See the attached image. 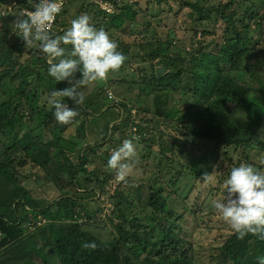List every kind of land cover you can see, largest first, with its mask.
Listing matches in <instances>:
<instances>
[{"label":"trees","instance_id":"obj_1","mask_svg":"<svg viewBox=\"0 0 264 264\" xmlns=\"http://www.w3.org/2000/svg\"><path fill=\"white\" fill-rule=\"evenodd\" d=\"M6 1L16 2L20 10L32 8V0H0L1 4ZM102 1L114 4L116 13L106 14L96 2L71 0L58 16L52 33L62 34L81 13H87L91 20L94 15L91 23L97 28L120 31L124 24L138 22L140 15L149 11L138 2ZM172 1L192 9L194 33L201 38L191 39L187 52L182 51V40L175 44L162 36L148 40L138 30L128 39L122 38L121 51L126 60L106 81L117 89L116 99L107 93L117 113L112 111L115 119L105 126L103 139L94 124L96 118L92 117L101 109L99 101L84 106L85 103L74 105L69 98H63L77 109V115L66 124L54 119V109L48 108L44 98L56 88L63 89V83L68 87L67 81L56 82L48 75V60L41 52L37 55L31 50L28 59L23 60L24 42L11 41L14 32L8 35L17 15L7 9L0 17V264H129L131 260L138 264H201V257L185 238L181 226L186 214L198 211L186 205L185 213L178 214L166 188L178 190L179 177L196 180L207 173L211 178L223 164H219L222 157L231 153L241 152L243 162L264 169V164L252 158V153L264 152V14L258 11L264 0ZM74 2L80 3L78 9L72 7ZM206 21L214 22L213 31L206 26L200 29L199 24ZM218 22L222 23L221 28L216 25ZM135 64L136 69H126ZM159 69H164L161 75ZM106 92L103 89L99 93ZM131 94L135 97L127 96ZM149 96L151 100L147 99ZM172 100L182 107L167 109ZM108 111L107 108L104 112ZM182 112L191 116L187 126L179 123L186 131L171 135L172 142L167 145L169 134L155 127V121L162 116L174 119ZM86 115L92 120H83L77 131L84 132L83 138L92 139L95 146L82 149L76 164L66 151L75 152L81 143L74 140L76 135L65 133L77 118ZM109 128V139L114 140L117 132L122 135L117 144L127 138L128 132L145 143L149 152L141 154V161L146 164L153 157L157 162V172L153 174H163L157 177L163 179L160 184L155 182V176L148 178L149 193L145 204L140 203L141 208L136 211L132 197L124 205L126 197L121 191L110 194L108 199L118 220L116 237L111 241L97 237L79 223L82 212L88 211L85 199L77 197L86 189L93 191L87 188L89 182L97 181L102 186L115 180L108 171L104 172L105 179H100L95 170L86 168V151L103 150L109 140ZM181 128L174 126L176 132ZM93 134L96 137L90 138ZM102 153L108 159L106 148ZM177 156L183 159L178 160ZM174 161L183 163L181 171L176 170ZM167 162L172 163L169 169ZM28 163L37 165L38 172L42 170L60 188L64 194L58 200L46 206L32 196L25 184L28 179L19 172ZM90 173L91 177L86 176ZM62 175L65 186L58 181ZM106 185L101 188L103 193ZM71 186H77L74 193L65 189ZM190 194L178 198L185 200ZM40 217L48 222L37 226ZM92 241L96 243L94 249L82 247ZM261 255L264 239L255 234L240 239L232 231L223 241L221 253L212 259L215 264H257L255 258Z\"/></svg>","mask_w":264,"mask_h":264},{"label":"rangeland","instance_id":"obj_2","mask_svg":"<svg viewBox=\"0 0 264 264\" xmlns=\"http://www.w3.org/2000/svg\"><path fill=\"white\" fill-rule=\"evenodd\" d=\"M126 1V3L135 4V2H138L142 5V9L147 10L146 14L142 13L140 17L138 18V22L132 24L130 22L123 25L122 29L119 30H110L108 33L110 34L111 38L117 41L119 50L121 51L123 48L120 45V41H122V38L125 37L128 39L129 36H133L135 31L143 32L145 33L144 36L145 39L151 40L157 39L158 37H163L165 40L171 41L174 44L177 43L179 40H182V51L187 52L190 48L189 44L191 39L197 37V39H200V34L198 33L195 35L194 33V15L191 8L185 7L184 5H181L177 1L169 0L167 1H158V0H123ZM226 1V0H225ZM4 4V5H3ZM1 4L0 2V17H3V15L6 13V10L9 9V13H14L17 15V17L24 11L20 10V7L15 6L16 2L11 3L6 1L5 3ZM72 7L74 9H78L80 7V3L74 2L72 3ZM259 13L264 14V2L262 6L259 8ZM16 17V19H17ZM94 19V15H92V20ZM2 20V19H1ZM149 22V25L148 23ZM1 21H0V32L1 31ZM218 28H221L222 23L218 22L216 24ZM200 29L206 26V28L209 31H213L214 22L211 21L208 23L206 21L203 25L199 24ZM155 28V29H153ZM13 30H10V33L8 35H11ZM56 34V33H55ZM2 33H0V39H1ZM152 39V40H153ZM11 41L17 43L16 41H21L19 37L14 35L11 39ZM126 41H132V40H126ZM36 51L37 53L41 52L38 45H32L26 47L23 54V60L28 59L30 56L28 53L30 51ZM42 53V52H41ZM43 54V53H42ZM37 55H40L37 54ZM137 64L126 67L128 71H132L137 68ZM126 75L128 73H125ZM111 75L109 74L107 79ZM107 79L103 82H93L89 86H86L81 89V91L84 93L85 99L84 102L85 105H88V102H92L91 104L95 102H100L101 109L97 112V114L92 113V117H95L94 124L97 127L98 131L100 132L101 139H103V130L105 126H108L111 121H114L115 117L112 114L113 112L117 113V109H114L111 107L113 105V101L108 98L107 93L111 92L114 96V99L117 98L116 96V88L114 85L106 84ZM20 83V80L16 81L15 84L18 85ZM65 84L63 83V88H65ZM105 89L107 92L103 95L100 94L101 90ZM132 93V91H129ZM133 93H136V90H133ZM132 98L135 97L134 94L127 95ZM152 96L147 97V99L151 100ZM125 100V99H124ZM44 101L47 103V97L44 98ZM228 105L233 109L234 104L228 103ZM176 107H182L180 104H176L175 101H170L168 103L167 109H176ZM49 109H51V106H48ZM109 109L108 113L104 112L106 109ZM137 110H134L133 113L135 114ZM143 114V113H142ZM116 115V114H115ZM92 117L89 115H86L85 117L82 116V118H77L75 120V123L71 125L69 128L68 133L66 132L65 136H68L70 134L76 135L74 137V140L81 143L76 148L75 152H70V150L66 151L68 157L70 160L78 163V158L80 155V151L84 148H89V150L95 146V143H93L92 139L90 141L87 139H84V132L77 131V128L80 126L81 122L83 120H92ZM145 117V116H144ZM189 117L190 115H185L182 113H179L177 116L174 117V119H168L167 117H160L157 118V121H155L154 126L160 129V131L164 130L166 134H169V138H166L167 145H170L172 142L171 135H179L182 131H186V129H182L180 127L181 123L182 125H188L189 123ZM118 120V119H117ZM113 125V124H112ZM110 125V127L112 126ZM57 126V125H55ZM174 126L181 128L182 130L179 132H176L174 129ZM60 129V128H59ZM111 129L109 128V137H111ZM134 133V131H132ZM182 132V133H183ZM263 139H264V130L261 133ZM96 134H93L90 136V138H95ZM130 134V132L127 133V138L130 139L133 138ZM122 139V135L120 132L116 133V136L113 139L107 140L106 144L103 146V150H100L97 153H93L92 151H86V156L88 158V164L87 169L88 170H95L94 173L96 174L97 178H103L104 172L108 171L113 177H115V172L112 169H109L106 167L107 160L106 157L103 155L105 153H102L105 148L109 151H111V148L117 147L119 144L116 143V140L120 141ZM123 141V140H122ZM137 147V156L135 158V163L132 166V171L129 174V176L126 178V181H116V180H109V182L106 184H102V186L106 185V192L103 193L101 190L102 186L99 182L95 181V183L90 184V182L87 184V188L92 189L93 191L82 192L78 193L77 197L80 199H85L86 203V209L87 213L82 212L83 217H81L79 223L83 224L84 228L89 229L94 235L97 237L111 241L116 237V229L115 225L118 223V220L114 217V206L112 202L108 199L110 194L116 191H121L123 193V196L126 197L124 201V205L126 204V201L129 199V197H132V202L135 204V211L138 210V207H140L141 204H145V198L150 190V178H153L155 176L153 173L157 169V162L153 159L151 161L145 162L141 161L140 157L141 154L148 153V149L145 143H140L136 139L134 141ZM110 149V150H109ZM99 148H97V151ZM154 150H157V148H154ZM252 158L261 164H264V152L262 154H257L256 152L252 153ZM178 160H182L183 158L181 156H177ZM244 161V157L241 154V152H238L237 154L231 153L229 156L222 157L220 160L221 167L216 169L212 175L211 178H208L207 180H204L202 178L199 179H190L185 177H179L177 182V188L178 190L174 189L173 191L166 188L167 194H171L172 199L174 200V205L176 206L178 210V214H184L186 211V205L189 206V209L198 211L196 214L189 212L186 214V217L183 221H181V226L183 228L182 233H184L185 238H187L189 244H191L195 250L197 255H199L202 259L201 264H215L212 258H215L221 253V246L223 245V241L226 240L227 236L231 234L233 231L231 227L225 223L218 213L213 209L212 207V201L213 200H220L223 199L224 196V189H223V181L226 178L224 173L226 170H229L231 167L238 165L239 163ZM176 170L181 171L182 164L181 162L174 161ZM165 166L169 169L172 167V163H166ZM38 168L37 165L28 163L24 169H20V174L24 176V179H28L27 182L25 181L26 187L31 191L32 196L38 200L43 201L42 205L48 206L49 204H52L53 201L58 200L62 194V191L59 187H56L49 178L42 173V170L38 172L36 169ZM42 169V168H41ZM174 170V169H173ZM54 172V171H53ZM80 174H83V171H79ZM184 175H187V173H183ZM91 173L86 175L91 177ZM93 176L95 179L96 177ZM158 176H163V174H158L156 177L155 182L159 183L163 179H158ZM85 177V175H84ZM176 178V177H175ZM59 182L62 181L63 185L65 186V178L64 176H60ZM94 182V181H92ZM86 186V183L83 184ZM66 190L70 193H74L77 190V186H71V187H65ZM191 193L188 198L181 199L178 198V195L181 194H187ZM178 198V199H177ZM142 199V201H140ZM176 200V201H175ZM51 206V205H50ZM141 208V207H140ZM48 209H52L47 207ZM149 212V210H147ZM40 222H37V226H41L43 224H46L48 220L41 219ZM124 253L126 255H129L128 252L125 250ZM133 259L135 257L132 256ZM129 264H138L134 260H131Z\"/></svg>","mask_w":264,"mask_h":264},{"label":"clouds","instance_id":"obj_3","mask_svg":"<svg viewBox=\"0 0 264 264\" xmlns=\"http://www.w3.org/2000/svg\"><path fill=\"white\" fill-rule=\"evenodd\" d=\"M89 1L98 3L101 10V2L113 6V13L103 10L106 14L113 15L117 11L111 2ZM62 3L63 0H32V8L23 9L27 11L13 22L12 30L25 47L38 45L47 57L50 77L56 82L67 81L68 87L56 88L47 97V104L54 109V119L66 124L77 115V109L70 107L63 98H69L74 105L82 104L85 96L81 89L93 82L105 81L111 72L121 67L126 56L108 31L91 23L87 13L77 15L62 34L54 35L50 29L61 12ZM135 139H124L110 151L106 167L114 170L116 181H126L132 171L137 156ZM202 177L207 180L208 174ZM223 189V199L212 201L220 218L240 239L248 234L264 239V169L241 162L230 168ZM82 247L94 249L96 243L85 242ZM255 259L257 264H264V255Z\"/></svg>","mask_w":264,"mask_h":264},{"label":"built area","instance_id":"obj_4","mask_svg":"<svg viewBox=\"0 0 264 264\" xmlns=\"http://www.w3.org/2000/svg\"><path fill=\"white\" fill-rule=\"evenodd\" d=\"M69 1H70V0H63L61 12H62V10L66 7V5L68 4ZM93 1H94V0H93ZM100 5H101L102 9L105 10L106 12H108V13H113L114 9H113V6H111L110 4H108V3H102V2H101ZM27 10H30V9H27ZM27 10H26V11H27ZM61 12H60V13H61ZM60 13H59V14H60ZM59 14L57 15L55 21H54L53 24H52V28L50 29L51 32L54 30L55 23H56V21H57V18H58V16H59Z\"/></svg>","mask_w":264,"mask_h":264},{"label":"water","instance_id":"obj_5","mask_svg":"<svg viewBox=\"0 0 264 264\" xmlns=\"http://www.w3.org/2000/svg\"><path fill=\"white\" fill-rule=\"evenodd\" d=\"M159 75H161L164 72V69H159Z\"/></svg>","mask_w":264,"mask_h":264}]
</instances>
